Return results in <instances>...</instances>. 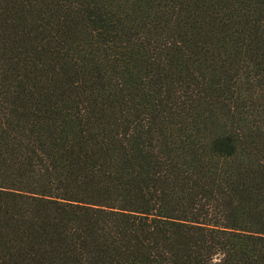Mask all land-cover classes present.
<instances>
[{"label": "trees", "instance_id": "obj_1", "mask_svg": "<svg viewBox=\"0 0 264 264\" xmlns=\"http://www.w3.org/2000/svg\"><path fill=\"white\" fill-rule=\"evenodd\" d=\"M0 264H264V0H0Z\"/></svg>", "mask_w": 264, "mask_h": 264}]
</instances>
